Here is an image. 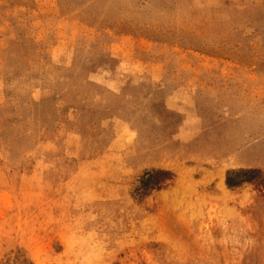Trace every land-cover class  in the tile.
I'll return each instance as SVG.
<instances>
[{"label":"rangeland","instance_id":"rangeland-1","mask_svg":"<svg viewBox=\"0 0 264 264\" xmlns=\"http://www.w3.org/2000/svg\"><path fill=\"white\" fill-rule=\"evenodd\" d=\"M0 264H264V0H0Z\"/></svg>","mask_w":264,"mask_h":264},{"label":"trees","instance_id":"trees-1","mask_svg":"<svg viewBox=\"0 0 264 264\" xmlns=\"http://www.w3.org/2000/svg\"><path fill=\"white\" fill-rule=\"evenodd\" d=\"M227 185H228V186H233V185H231V180H230V178L227 179Z\"/></svg>","mask_w":264,"mask_h":264}]
</instances>
